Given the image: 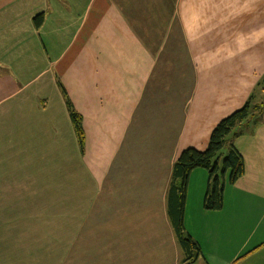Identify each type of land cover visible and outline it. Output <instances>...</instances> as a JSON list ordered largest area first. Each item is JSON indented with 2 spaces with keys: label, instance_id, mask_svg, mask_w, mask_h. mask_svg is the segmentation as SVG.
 Here are the masks:
<instances>
[{
  "label": "crops",
  "instance_id": "0c3cea01",
  "mask_svg": "<svg viewBox=\"0 0 264 264\" xmlns=\"http://www.w3.org/2000/svg\"><path fill=\"white\" fill-rule=\"evenodd\" d=\"M263 85L264 0H0V264H181L174 164ZM233 142L221 210L189 179L205 264L264 252V113Z\"/></svg>",
  "mask_w": 264,
  "mask_h": 264
},
{
  "label": "trees",
  "instance_id": "16d2710c",
  "mask_svg": "<svg viewBox=\"0 0 264 264\" xmlns=\"http://www.w3.org/2000/svg\"><path fill=\"white\" fill-rule=\"evenodd\" d=\"M43 20V14H38L35 18L36 25L40 26ZM261 90L264 91V85ZM255 97L256 94H253L240 109L223 118L215 126L207 149L201 151L196 148H187L182 151L174 164L169 192V215L179 246L184 254L182 264H192L203 254L199 242L185 227V207L190 175L197 168H204L208 171L209 185L204 199V207L211 211L221 210L224 206L226 184H234L245 173L243 155L235 147L233 141L239 135L253 131L263 120L264 100L254 103ZM68 107L84 150L85 131L82 116L70 101H68ZM225 146H227V152L221 157L222 149ZM262 246L264 244L246 252L239 260Z\"/></svg>",
  "mask_w": 264,
  "mask_h": 264
},
{
  "label": "rangeland",
  "instance_id": "374dc122",
  "mask_svg": "<svg viewBox=\"0 0 264 264\" xmlns=\"http://www.w3.org/2000/svg\"><path fill=\"white\" fill-rule=\"evenodd\" d=\"M263 100H264V91L263 92L259 91V93L256 95V97L253 100V102L254 103L260 102V101L262 102ZM226 152H227V146H225L222 149V155H221V157H223ZM221 162H222V158H221ZM241 242L242 241H230L229 243L232 245V247H234L236 249L237 248L236 246H238L239 244H241ZM182 258H184V254L181 253V259ZM241 263H244V264H264V255L257 254V256L255 258H253L251 261L248 262L246 260V261H241ZM192 264H205V262L203 261V259L200 258L199 260H196Z\"/></svg>",
  "mask_w": 264,
  "mask_h": 264
}]
</instances>
